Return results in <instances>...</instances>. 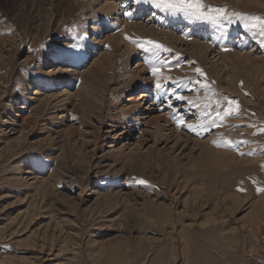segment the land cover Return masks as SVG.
I'll list each match as a JSON object with an SVG mask.
<instances>
[{"label": "rangeland", "instance_id": "1", "mask_svg": "<svg viewBox=\"0 0 264 264\" xmlns=\"http://www.w3.org/2000/svg\"><path fill=\"white\" fill-rule=\"evenodd\" d=\"M90 1L0 0V264H264V0L169 35L148 5L132 51Z\"/></svg>", "mask_w": 264, "mask_h": 264}, {"label": "bare ground", "instance_id": "2", "mask_svg": "<svg viewBox=\"0 0 264 264\" xmlns=\"http://www.w3.org/2000/svg\"><path fill=\"white\" fill-rule=\"evenodd\" d=\"M129 5V6H128ZM148 5H151V3H145L144 0H91L90 1V6H91V11H92V14L95 16V19H94V22L93 24L91 25V31L94 35L93 39H95V42H96V45H98V43H100V39L103 35H100L102 32V24H103V21H102V18L108 20L109 22L111 23H114L115 26H117L119 29H120V34L119 36H115V40L116 41H119L121 43L124 44V48L125 46L128 47V49L130 48L131 51L132 50H135L134 48H131L129 45L125 44L123 41H125L124 37H123V34H122V31L124 30H128V31H131V28H134V29H140L139 31H142L143 29L145 30V27H148L146 22L145 23H141V22H138L137 21V24H136V19L140 17L139 15V12L141 13L143 10H147L149 7ZM155 7L152 6V15L156 16L157 17V25L159 27H156L157 30L159 29L160 31H162L161 33H165L166 35H169L171 34V32H168L166 30H162V29H165V28H170L171 24L177 29V30H180V28L182 26H185V29H188L190 30V32H193L192 30L193 29H199L201 28V32H204L205 30H208L210 28V25H205V26H198L199 24L197 22H194L193 20H190V19H186L178 14L176 15H172L170 13H167L166 17L163 18L161 15H157V13H155ZM158 10V9H157ZM125 11H128V12H132L133 15L131 17H126L123 13ZM151 12V11H150ZM152 17V16H151ZM151 17H149V20L151 19ZM162 17V18H161ZM139 20V19H138ZM105 22V21H104ZM106 24H109V23H106ZM138 24H140L142 27H140ZM149 24V23H148ZM184 24V25H182ZM182 25V26H181ZM111 26V25H110ZM109 26V27H110ZM181 26V27H180ZM154 27V26H152ZM160 27L162 29H160ZM112 28V27H111ZM150 29V28H149ZM88 30H86L87 32ZM127 31V32H128ZM133 31V30H132ZM146 31V30H145ZM152 31V30H151ZM101 32V33H100ZM180 32V31H179ZM188 32V31H187ZM132 33V32H131ZM189 33V32H188ZM103 34V33H102ZM159 35V34H158ZM190 36H193L194 40H196L197 38L196 37V34L195 36L193 34H191ZM114 39V37H113ZM104 40V39H102ZM123 40V41H122ZM176 40H179V38L177 37ZM126 42V41H125ZM104 43V41H103ZM116 43V42H115ZM101 44V43H100ZM120 44V43H119ZM121 44V45H123ZM101 46V45H100ZM94 48V47H92ZM196 48V47H195ZM202 49V48H201ZM93 51V50H92ZM96 53V52H95ZM133 53V52H132ZM135 53V52H134ZM136 54V53H135ZM148 55V58H154L155 57V52L152 51L150 53H146ZM235 55V54H234ZM236 57V56H235ZM242 58L243 55H242ZM251 58V57H250ZM249 58V59H250ZM254 58V57H253ZM99 59V58H98ZM97 59V60H98ZM96 60V61H97ZM151 60V59H150ZM149 60V61H150ZM148 61V62H149ZM151 63V62H150ZM138 65V64H137ZM153 65V64H152ZM141 66V65H140ZM151 66V65H150ZM68 69V68H67ZM137 70V69H136ZM64 71V70H63ZM85 71V70H84ZM83 71V72H84ZM138 71V70H137ZM131 72V71H130ZM144 72V71H143ZM133 75H135V79H140L141 76L143 74H141V71H138L137 72H133ZM135 73V74H134ZM84 74V73H83ZM134 77V76H133ZM142 80V79H141ZM150 83H152V81H149ZM148 81H146L145 83L148 85L149 84ZM43 87V85H42ZM46 89V88H45ZM45 89H42V91L44 92ZM142 90V88H141ZM35 91H38V90H35ZM68 91V90H67ZM42 92V93H43ZM144 92V91H143ZM151 92V91H150ZM149 91H146L144 93H139V96L137 98H129L128 101L129 102H126V104H130L132 105V107H140L141 104L144 102V101H147V102H150L152 101L151 98H150V95H148ZM155 93V94H154ZM153 95L155 98H157L156 95H160L163 99L165 97H168L164 91H162V89L159 91V92H154ZM64 94V93H63ZM62 95V94H61ZM159 96V97H160ZM152 97V96H151ZM158 97V98H159ZM46 98V97H45ZM49 98V97H48ZM47 98V99H48ZM157 98V99H158ZM46 99V100H47ZM166 99V98H165ZM50 102V101H48ZM132 103H135V105H133ZM152 104H156V101H153V102H150V106ZM150 109V108H149ZM158 109V108H157ZM67 110V109H66ZM128 114L131 113V110L128 108H126L125 110ZM169 111V110H168ZM64 116V115H62ZM62 116H57V118L55 119V121H61V122H64V120L66 118H62ZM130 116V115H129ZM168 114L167 113H162V112H159L152 118V124H153V131H154V135H161L164 127L162 125V123L164 122H167L168 121ZM135 117V116H134ZM144 118V117H143ZM60 119V120H59ZM21 120V119H20ZM144 120V119H143ZM136 121H138V116L135 118L134 120V123H136ZM67 122V121H66ZM149 122V121H148ZM146 123V122H145ZM61 124V123H60ZM68 127V126H67ZM73 127V126H72ZM70 127V128H67V130L65 131V135L71 137L72 135V132H73V128ZM72 128V129H71ZM176 128V127H175ZM168 129V128H167ZM169 132L170 134H173L175 133L174 132V129L173 127H169ZM24 133L23 132H20V136H22ZM175 135H178L177 133H175ZM25 136V135H24ZM166 136V135H165ZM169 136V135H168ZM179 136V135H178ZM183 136V135H182ZM68 137V139H69ZM156 139V138H155Z\"/></svg>", "mask_w": 264, "mask_h": 264}, {"label": "snow or ice", "instance_id": "3", "mask_svg": "<svg viewBox=\"0 0 264 264\" xmlns=\"http://www.w3.org/2000/svg\"><path fill=\"white\" fill-rule=\"evenodd\" d=\"M144 2L145 3H151L155 8L169 12L172 15H176L179 13V14H183L185 16H193L197 20L214 19V17H212L209 14V12H204L201 10L202 6L200 3V0H144ZM210 11H211V9H210ZM215 11L221 15L223 14L221 9H216ZM123 14L126 17H131L133 15L132 12H128V11H125ZM147 44L152 45V48L147 49L149 51L160 50L163 48L162 45H159L158 43H154L152 41H147ZM76 47H79V46H76ZM163 50H166V49H163ZM225 50H227V49H225ZM158 71L159 70L157 68L153 67L151 69V75L153 77H157ZM195 71L197 73H200L201 75H203L201 72V69L196 68ZM161 87L162 86L159 82L155 83L156 89L159 90ZM176 99L185 100L186 98L182 95H177ZM235 103H236V101H234V100H228L229 105L235 104ZM232 111H233L232 108L226 107V108H224L223 116L221 115V113L219 111L216 112V116L222 120L224 116L230 115L232 113ZM73 119H75V117H73ZM210 123L215 126L217 124V120L213 119L210 121ZM186 126L189 128V130L192 129L191 125H186ZM138 183L143 184L145 182L143 180H140V181H138ZM257 191H264V189H257Z\"/></svg>", "mask_w": 264, "mask_h": 264}]
</instances>
